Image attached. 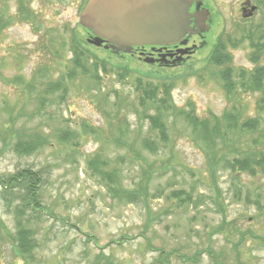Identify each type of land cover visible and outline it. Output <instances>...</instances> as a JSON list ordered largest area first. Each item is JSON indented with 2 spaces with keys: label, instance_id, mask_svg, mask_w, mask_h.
Here are the masks:
<instances>
[{
  "label": "rangeland",
  "instance_id": "374dc122",
  "mask_svg": "<svg viewBox=\"0 0 264 264\" xmlns=\"http://www.w3.org/2000/svg\"><path fill=\"white\" fill-rule=\"evenodd\" d=\"M20 1L25 16L18 15ZM85 1L0 0L6 23L0 29V178L27 170L42 181L41 215L36 217V208L22 217L36 243L32 259L14 257L3 238L0 264H160L166 256L163 264H264V173L226 166L236 156L264 153V88L243 86L241 74L255 68L250 58L258 28L221 23L236 17L240 0H213L221 19L203 39L193 38V54L177 68L87 44L79 25ZM73 33L85 44L87 73L74 66ZM218 43L229 62H213ZM259 61L264 64L263 53ZM226 68L231 94L220 77ZM169 81L173 108L166 112V141L160 142L145 119L155 108L141 105L137 91ZM55 82L62 84L59 90L47 92ZM183 112L198 121L224 113L237 120L226 144H215L212 160ZM248 119L257 120V127L242 130ZM19 135L25 141L38 135L44 145L17 155ZM145 139L158 149L144 148ZM112 172V179L103 175ZM143 184L145 192H135L132 201L113 194ZM19 192L0 188V224L11 234L12 207L1 194Z\"/></svg>",
  "mask_w": 264,
  "mask_h": 264
},
{
  "label": "trees",
  "instance_id": "16d2710c",
  "mask_svg": "<svg viewBox=\"0 0 264 264\" xmlns=\"http://www.w3.org/2000/svg\"><path fill=\"white\" fill-rule=\"evenodd\" d=\"M86 2V1H85ZM83 3V6L85 5ZM19 14L23 16L25 12H27L26 8L23 6L21 1L19 2ZM28 13V12H27ZM25 16V15H24ZM3 17L0 15V29L4 27ZM27 20V18H24ZM255 35H257L256 42L252 45L255 48L250 60L253 64H255L254 70L251 71L249 75H246L245 72L242 71V85L245 87L251 88L253 91H261L264 88V64H259V59L262 53L264 54V32L262 28L256 30ZM84 42L80 40L79 36L76 33L72 34L71 39V49L74 52L73 63L74 66L80 68L84 73L88 72V69L85 66L84 61L86 62L87 59H84ZM222 45L217 44L213 51L212 60L215 64H224L225 62H229V56L226 53L221 51ZM87 50V49H85ZM88 51V50H87ZM94 59H97L93 55ZM104 66V62H100ZM230 73L231 69L226 68L225 71L220 73V77L224 80L223 87L227 94H231L233 92V83H230ZM147 76L154 77L155 75L152 73H147ZM71 76V75H70ZM95 81H100V78L97 75H93ZM60 82H55L53 84H48L46 91L47 92H55L59 90L61 87ZM172 89V82H166L161 84L152 85V83H147L144 85H140L138 88V95L137 99L139 103L143 106L151 105L155 108L154 115H147L145 117L146 120L149 122V128L153 132L157 133V138L160 142L166 141V117L169 110H172L173 106L169 105L170 98L169 93ZM161 94H164V97L158 98ZM186 119L188 120L189 126H192L193 129L197 132V138L201 141L206 143V147L210 149V156H206L209 160H212L214 157V146L219 141L222 144H226L228 141V133L230 129H234L237 127V120L233 121V115L231 113H224L221 118L216 116H212V120H204L198 121L193 114H185ZM257 127V120L248 119L245 121L241 128L242 130H253ZM44 145V139L40 136L36 135L28 139L27 141L23 140L20 135L17 137L16 143L13 145V152L17 155H31L38 151ZM144 148L151 150L152 152L155 151L157 145L154 143L149 142V140H144L142 142ZM152 145H155L154 147ZM213 149V150H212ZM130 152V151H129ZM139 155H135V159H139ZM224 158L222 157L220 161H223ZM93 162V161H92ZM216 161L210 166L213 170L216 167ZM226 166L229 167L232 171H246L250 174H254L256 171L264 173V153H255V152H248L243 157L236 156V158L231 159L230 161L226 162ZM106 179H112L114 172L106 175L103 173ZM145 178V174L143 173V178ZM145 182L148 180L146 177ZM42 181L40 176L36 173H32L31 171L21 170L20 172L16 173L15 175L9 176L6 179L0 178V188L3 192L12 193L16 190H19V194H15L16 196L8 195L7 193L1 194L2 199L6 202L8 201V209L12 207L13 213V220H14V233H9L4 226L0 224V228L3 230L0 239L7 240L11 245V251L14 254V257H18L27 261L32 259V253L36 247V243L34 240L33 232L27 228L25 222L28 220L22 217L26 216L28 211H35L40 214L41 206L37 201L39 186L41 185ZM139 188L136 191H127L123 189L117 188L116 190L110 189V191L114 194V196H123L126 199L132 201V197H135V192L142 190L145 192L146 185L143 186L138 185ZM4 195V196H3ZM118 195V196H117ZM11 198V201L9 200ZM142 203L146 204V201L142 200ZM148 208V207H147ZM166 256V255H165ZM166 256L164 259L167 260ZM27 258V259H26ZM184 258V257H181ZM26 259V260H25ZM164 260V261H165ZM164 261L161 259L158 262L163 264Z\"/></svg>",
  "mask_w": 264,
  "mask_h": 264
},
{
  "label": "water",
  "instance_id": "95a60500",
  "mask_svg": "<svg viewBox=\"0 0 264 264\" xmlns=\"http://www.w3.org/2000/svg\"><path fill=\"white\" fill-rule=\"evenodd\" d=\"M189 6V0H87L79 24L90 32L87 43L105 50L129 54L138 46L185 45L195 34Z\"/></svg>",
  "mask_w": 264,
  "mask_h": 264
},
{
  "label": "flooded vegetation",
  "instance_id": "af4514ba",
  "mask_svg": "<svg viewBox=\"0 0 264 264\" xmlns=\"http://www.w3.org/2000/svg\"><path fill=\"white\" fill-rule=\"evenodd\" d=\"M190 6L188 8L189 24L192 29L195 30V35L188 39L186 45L175 44L168 46H138L133 47L129 54H125L123 51H110L115 56H129L135 57L141 60L143 63L154 65L160 68H177L184 66L188 61L193 51L186 50L187 52L182 54V51L189 49L188 45L192 42L193 38L203 39L205 32L211 29L221 19V16L216 15L215 8L212 3L213 0H189ZM218 12V11H217ZM219 14V13H218ZM257 20L254 24V19ZM264 17V0H240L237 8L236 17L230 18L228 24L223 20L222 27H249L250 30L255 28H263ZM227 25V26H226ZM201 30H205L201 32ZM251 34V33H250ZM90 35L87 34V37ZM254 38L253 42H256ZM192 46V43L190 44Z\"/></svg>",
  "mask_w": 264,
  "mask_h": 264
}]
</instances>
